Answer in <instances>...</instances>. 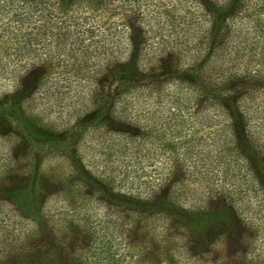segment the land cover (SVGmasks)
<instances>
[{
  "label": "trees",
  "instance_id": "1",
  "mask_svg": "<svg viewBox=\"0 0 264 264\" xmlns=\"http://www.w3.org/2000/svg\"><path fill=\"white\" fill-rule=\"evenodd\" d=\"M2 1L17 4L21 11L10 14L9 19L27 24L25 34L10 36L9 44L0 33L1 51L25 61L14 88L0 94V135L16 141L26 159L15 179L23 189L26 212L44 217L42 201L47 190L38 181L40 163L46 152H55L66 162L60 172L67 186L82 189L87 199L104 201L121 214V226L141 232L140 239L128 237L124 263V254L116 252V236L112 235L117 229L115 219L105 220L102 226L108 232L92 240L90 258L84 257V264H137L134 254L148 248L152 257L146 250L145 259L138 264H158L172 254L167 246L171 235L181 238L183 251L199 255L209 254L210 244L221 233L232 232L241 239L254 234L260 207L252 209L253 217H245L235 199L249 191L256 196L259 191L264 200V145L245 129L247 109L239 97L264 84V75L247 63L234 69L240 75L231 68L234 64L213 74L205 66L213 49L227 44L228 23L234 17H242V23L249 21L253 34L264 32V0H193L183 9L174 0H126V13L120 11L117 0ZM194 20L205 23L203 42L197 41L201 47L194 55L181 57L163 39L176 32L177 21L187 26ZM237 50L234 52L239 53ZM168 80H176V86L166 88ZM86 85L89 88L83 91ZM69 87L74 88V95L64 103L61 100ZM208 107L226 119L227 135L214 125L220 120L204 118ZM62 111L72 114L68 126L60 117ZM50 112L55 116L50 118ZM213 125L207 134L216 132L215 141L221 140L222 145L214 146L211 162L224 163L220 159L226 154L231 162L238 158L248 179L234 189V195L222 197L216 205L198 207L186 202V193L171 186L178 182L181 188L199 178L212 184L209 173L204 177V152L210 156L211 149L204 150L203 130ZM93 130L101 136L90 145L98 155L91 156L89 163L81 149L88 145L85 135ZM147 143L148 148L155 143L157 151L143 162L147 155L141 150ZM18 150L12 148L0 159L16 157ZM211 227L216 230L207 237L205 231ZM157 237L160 242L154 243ZM135 245L137 252L132 248ZM154 251L159 257L153 256ZM254 251V245L250 249L243 245L228 249L227 255L241 257V264H253ZM52 260L48 264H70Z\"/></svg>",
  "mask_w": 264,
  "mask_h": 264
},
{
  "label": "rangeland",
  "instance_id": "2",
  "mask_svg": "<svg viewBox=\"0 0 264 264\" xmlns=\"http://www.w3.org/2000/svg\"><path fill=\"white\" fill-rule=\"evenodd\" d=\"M117 1L121 3L120 11L122 13L128 12L126 0L122 2L120 0ZM174 1L178 2L180 5L179 9H183L185 5L193 2V0ZM16 6L17 4L15 5L12 2L7 4L0 0V33H2V37L5 35L7 39L6 43L8 44L12 41L9 40L10 36L24 35L27 31L24 29V26L27 25L25 24L26 21L22 22V20L9 19L10 14L21 13L20 9L16 8ZM118 13L114 14L113 17H117ZM19 15L21 14L17 16ZM32 19L29 20V22H31ZM241 19L242 17H234L232 22L228 23L227 44H222V46L219 45V47L217 46L213 49L211 56L208 58V66H205L210 68V74L218 70L224 71L225 69H230L231 64H234V66L231 67L234 70L238 66L247 63L252 69L257 66L259 70L257 69L256 71L261 76L264 75V32L261 33L256 31V33L253 34L252 30L248 29L250 25L249 21L248 23H242ZM117 26L119 27V25ZM174 27L176 32H172L170 35L166 36L163 42L170 44V47L175 49L177 54L181 57L194 55L196 50L201 47V44L198 46L197 41L202 39L203 42L204 39V21L195 22L194 20L187 26L177 21ZM155 46L156 45L153 44L152 48ZM157 46H160V42L157 43ZM248 46L249 48L252 47V49H248ZM21 48L20 51L23 52L24 49L23 47ZM237 48L239 49L237 50L239 53L234 52ZM7 50L10 51L11 47H8ZM249 54H252V58L250 61H247ZM22 57H24V55ZM19 59L23 58H18L14 53L9 54V52H2L0 49V94L11 91L15 86L18 75L23 72L22 69L25 67V61ZM238 71L239 70H236L235 72L239 74L240 72ZM164 84H166V88H173L176 86L177 82L176 80H168V82ZM255 86L256 88L254 89L249 88L245 90L239 97V101L242 103L244 109H247L245 129L250 132L252 138H257L258 142L264 145V84H257ZM69 88V90H64L65 97L61 100L64 103L72 99L70 97L74 95V88ZM82 88L83 91H85L89 86L86 85ZM144 90L147 91L149 88L146 87ZM65 106L67 107V104ZM70 106H68V109H70ZM212 111L211 107L204 110V118L213 120L217 118L220 120L217 124L214 123V125L218 126V130H222L223 133L227 135L230 130L226 119L221 118L223 117L221 113L215 115V113H211ZM67 112L68 111H66V113L62 111L60 114L62 120L66 119L67 121V123L64 124L65 126L70 124L72 116V114ZM53 116H55V112H50V118ZM214 121L217 122L216 120ZM214 125L210 128L204 126L203 130L204 150L207 148L211 149V151H209L211 152L210 156L209 154L205 155L204 152V158H206L204 163L207 164V170L204 166V177L206 173H209L213 179L212 184L205 179L199 178L187 181L181 188L178 182L171 186L178 187L182 194L186 193L188 195L186 202L198 207L213 206L216 205L222 197L226 199L228 194L231 193V195H234V189H236L239 184L242 185L243 181L245 182L248 179V173L243 171V169L245 170L242 164L243 161L238 158L235 162H231L229 155L226 154L227 156L224 155V159H220L223 160L224 163H221V161H219V164L211 162L210 157H212V153L215 151L214 146L218 149L222 145L221 140L215 141L216 136H214V133L216 132H208L207 134V131H211L212 128L215 127ZM100 136L98 130L88 131L85 135L86 139H89L87 140L88 145L82 146L81 149L85 161L88 159L90 163L91 156L98 155L95 151L96 147H90V145L94 139H98ZM148 146L147 143L145 147L142 148L143 150H141L145 151L147 155V157L142 158L143 162H145V160L150 161V155L154 156L157 151L155 143L149 148ZM16 147V141L11 140L10 137L5 134L0 135V155H7L8 152H11L12 148L18 150L19 147ZM220 151L227 153L224 152V150ZM17 152L19 155L16 157L12 156L5 161L4 159H0V264H48L51 258L59 263L63 262V260H67L70 264H84V257L87 256L88 259L90 258L88 253L92 248V240L97 239L101 233L104 235L107 234L108 231L102 226V223L109 218L115 219L117 229L112 235L116 236V252L120 254V256L124 254L122 257L125 263L128 258V254H125V249L128 246V237L134 235L137 239H140L141 232L136 230L132 233L123 227V225L121 226V214L118 215L119 213L116 214V212H113L112 207H108L104 201L95 197L87 199L85 195L81 193L82 189H74L73 187L67 186L62 177V172H60V169L65 167L66 162L55 152H44L45 155L40 163L41 170L38 181L39 184L42 185L43 190H47V194L44 195L45 198H43L42 201L44 217H38L37 215L25 211L22 194L23 189L17 185L15 179L18 178L19 172L21 173L22 169H24L26 165L24 162L26 159L24 156H21V150ZM102 154L100 153V156ZM227 162H230L229 166ZM210 164H212V167ZM230 165L235 166V168L232 169L233 171L236 172L238 170L239 172L233 175L230 172L232 171L230 170ZM163 167L165 171V164ZM243 172H245L244 175ZM151 178L152 174H150V179ZM206 185L207 187H205ZM229 187L231 190H228ZM256 194L257 195L254 196L249 191L247 195H242L240 198L237 197L235 199L236 203L234 202L235 206L243 208L241 214L245 217H253L255 214L252 213V209L260 207V210H258L256 214L261 217L257 219V225L254 227L253 235L248 236L245 234L246 239H241L232 232L228 233V235L227 232L221 233L217 238H214L210 244V253H202L199 255H192L191 251H183L184 247L181 245V238L177 235H171L168 236L167 246H169L172 254L167 259L161 260L158 264H241L243 259H241V257L239 259L231 258V255H227V250L234 247L240 249L243 245H245V249H250V246L252 247V245H254L253 264H264V200L259 191ZM190 195H192V197H189ZM179 196L181 197V195ZM231 202H233V199ZM71 207L73 210H71ZM158 221L160 222V220ZM158 221L156 223H159ZM110 224L111 223H108V225ZM100 226H102L101 229L99 228ZM215 230L216 227L207 228L205 234L207 237H210ZM164 234L161 235L164 236ZM159 239V237L154 239V243H159ZM62 247H65V249L61 251ZM70 247H73L71 252ZM132 248L137 252L136 245ZM146 250L147 256H150V258L152 257V251H150L149 248L138 249V253L134 254V258L137 259L135 260L137 264L141 259L142 262L143 259H145L144 255ZM65 252H67V254ZM153 254L155 258L159 257V254L155 251ZM213 256H215V260L211 261ZM245 258H248V254Z\"/></svg>",
  "mask_w": 264,
  "mask_h": 264
}]
</instances>
